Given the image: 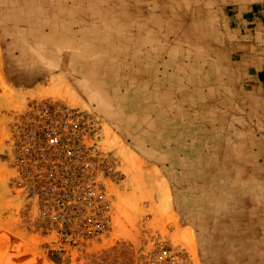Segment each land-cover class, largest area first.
Wrapping results in <instances>:
<instances>
[{"label":"rangeland","instance_id":"374dc122","mask_svg":"<svg viewBox=\"0 0 264 264\" xmlns=\"http://www.w3.org/2000/svg\"><path fill=\"white\" fill-rule=\"evenodd\" d=\"M0 264H264V0H0Z\"/></svg>","mask_w":264,"mask_h":264},{"label":"built area","instance_id":"2783aa9c","mask_svg":"<svg viewBox=\"0 0 264 264\" xmlns=\"http://www.w3.org/2000/svg\"><path fill=\"white\" fill-rule=\"evenodd\" d=\"M44 145L48 148L58 147V145H59L58 135L55 133H52V134L46 136L44 139Z\"/></svg>","mask_w":264,"mask_h":264},{"label":"crops","instance_id":"0c3cea01","mask_svg":"<svg viewBox=\"0 0 264 264\" xmlns=\"http://www.w3.org/2000/svg\"><path fill=\"white\" fill-rule=\"evenodd\" d=\"M247 14H249V13H247ZM248 16H249V18H247V19H249V22H248V23H254V22H253V20H254V17H253V16H256V12H255V13H252V12H251L250 15H248ZM241 18H242V17H241ZM234 20L239 21L238 18H236V17L234 18ZM243 21H245V20H243ZM250 21H251V22H250Z\"/></svg>","mask_w":264,"mask_h":264}]
</instances>
